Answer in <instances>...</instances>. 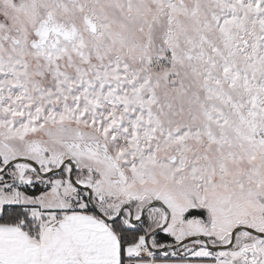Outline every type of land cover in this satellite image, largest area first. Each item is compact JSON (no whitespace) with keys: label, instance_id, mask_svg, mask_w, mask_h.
Returning a JSON list of instances; mask_svg holds the SVG:
<instances>
[{"label":"snow or ice","instance_id":"6c2138e0","mask_svg":"<svg viewBox=\"0 0 264 264\" xmlns=\"http://www.w3.org/2000/svg\"><path fill=\"white\" fill-rule=\"evenodd\" d=\"M0 264H264V0H0Z\"/></svg>","mask_w":264,"mask_h":264}]
</instances>
